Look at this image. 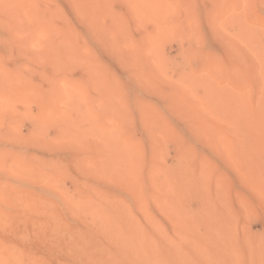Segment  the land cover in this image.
Wrapping results in <instances>:
<instances>
[{
  "label": "rangeland",
  "instance_id": "1",
  "mask_svg": "<svg viewBox=\"0 0 264 264\" xmlns=\"http://www.w3.org/2000/svg\"><path fill=\"white\" fill-rule=\"evenodd\" d=\"M219 259L264 264V0H0V264Z\"/></svg>",
  "mask_w": 264,
  "mask_h": 264
},
{
  "label": "bare ground",
  "instance_id": "2",
  "mask_svg": "<svg viewBox=\"0 0 264 264\" xmlns=\"http://www.w3.org/2000/svg\"><path fill=\"white\" fill-rule=\"evenodd\" d=\"M210 254V253H209ZM213 262V261H212ZM219 262H220V259H219V261L218 262H216V263H214V264H219ZM222 263V262H221Z\"/></svg>",
  "mask_w": 264,
  "mask_h": 264
}]
</instances>
